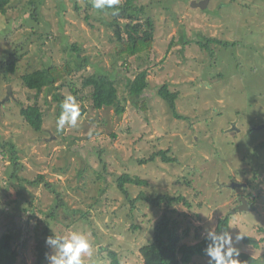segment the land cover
<instances>
[{"label":"rangeland","instance_id":"rangeland-1","mask_svg":"<svg viewBox=\"0 0 264 264\" xmlns=\"http://www.w3.org/2000/svg\"><path fill=\"white\" fill-rule=\"evenodd\" d=\"M29 1L10 0L7 12L0 14V59L13 43L26 40L10 84L0 80V142L15 146L19 179L31 182L42 175L60 193L64 207L50 232L87 233L97 264H111L114 254L119 264H143L139 250L151 241L163 214L178 221L181 236L188 232L181 242L186 245L229 216L230 233L259 244L255 249L243 238L236 244L240 254L264 264V231H259L264 230V128L255 129L264 126V0H208L203 10L191 6L203 0H140L154 22V43L143 61L129 59L127 72H118L123 59L116 57L111 29L96 16L89 20L92 27L84 21L85 0H76L80 13L74 0H33L39 8L36 29L24 23L29 13L22 12ZM197 34L229 47L212 46L211 57L194 43L182 45L184 37L193 42ZM72 45L78 51H71ZM77 56L87 59V68L72 70L54 92L36 95L21 85V76L42 67L43 61L54 66L69 61L74 69ZM143 69L148 88L137 100L140 107L127 98L120 116L112 108L94 110L89 89H82V79L96 72L117 71L133 79ZM72 84L79 91L82 120L78 127L58 132L61 109L52 94L63 100L72 94ZM162 85L179 94L176 111L185 120L175 119L157 96ZM34 105L43 113L40 131L20 115L22 108ZM159 150H168L176 162L157 158L139 164ZM7 157L0 147V237L16 232V264H35L34 228L54 205V196L43 184L11 181ZM124 173L147 182L126 186L129 199L116 185ZM256 173L262 178L254 179ZM237 182L247 187L229 190ZM141 193L183 197L189 207H152L138 200ZM239 196L249 202V210L233 212ZM206 262L195 257L191 264Z\"/></svg>","mask_w":264,"mask_h":264},{"label":"trees","instance_id":"trees-1","mask_svg":"<svg viewBox=\"0 0 264 264\" xmlns=\"http://www.w3.org/2000/svg\"><path fill=\"white\" fill-rule=\"evenodd\" d=\"M139 1L140 0H120V4L116 6L115 9L97 10L93 8L91 0H85L87 9L83 12L85 15L84 21L88 23L92 16H96L99 21H102V23L107 25L113 33L110 41L113 42L116 47V57L118 59H123L121 68L119 67L118 72H127L130 70L129 59L136 58L138 61H143V56L148 55L149 52L152 51L154 43V22L151 17L146 15L145 7L142 6ZM9 4L10 0H0L1 15L7 12ZM74 7L75 10L80 13V8L76 4V0H74ZM38 9L39 8L35 2L31 0L28 2L27 8L22 12L23 14L29 13V17L24 20V23L32 29H36L39 25ZM88 9L91 10L90 13H88ZM88 25L91 26L90 22ZM184 38L182 40V45L184 47L185 45L187 46L194 43L202 52L209 54L211 57L214 56L212 46L218 45L223 46L224 48L229 47L228 43L222 42L217 38H208L201 34H197V39L193 42ZM8 43L11 44L9 40ZM13 44L12 50L7 52L4 58L0 59V80H4L6 84H10L11 76L15 75L17 72L18 61L22 56V52H24L26 40ZM70 48L71 51H78L76 45H72L69 49ZM74 61V69L69 66V61L62 66L45 65V61H43L42 67L21 76V85L27 90L33 91L36 95H39L43 91L54 92L57 86L63 85L66 76L72 74V70L76 73L80 70L86 69L88 66L87 59L83 60L79 56H77ZM118 72H96L95 74L82 79V89H89V97L94 110L99 111L103 108H112L115 114L120 116L124 112V105L127 98L130 99V102L135 107H140V103H138L137 100L143 96L148 88L147 69L140 70L133 79L125 77L124 73L121 74ZM70 90L72 91V94L78 98L77 95L79 91L75 89L73 84ZM120 91L122 96H120ZM52 96L53 100L60 105L62 100H60L59 94L54 93ZM157 96L168 106L170 113L175 119H186L180 116L176 111L175 103L179 97L177 92H171L167 85H162L157 89ZM81 112H84V110H81ZM20 115L24 122L33 130H41L43 113L39 106L34 105L27 106L24 109L22 108L20 110ZM0 147L3 149L4 157L8 156L7 159H9L11 163L12 171L9 174V179L11 181L18 180L19 184L25 182L26 184L34 186L43 184V186L54 196V205L49 211L42 213L44 219L40 221L41 223L39 227L36 226L34 228V236L36 239V245L34 247V262L35 264H47L45 254L49 252V249L45 244V238L52 234L50 232L52 222L56 220L58 210L64 207L61 195L54 189L53 185L45 181L44 176L42 175H39L31 182L19 179L16 175L19 171V158L15 146L12 143L0 142ZM157 158L161 159L164 163L176 162V158L170 156L168 150H159L152 153L148 160H140L139 164L154 162ZM253 176L254 179L257 177L262 178L261 174L257 175V173ZM146 184V180L137 176H131L127 173H124L116 180L117 188L127 199H129V195L126 192V186H144ZM138 200L143 201L152 207H159L161 204L171 206L174 203H183L184 206L189 207V204L183 197L172 198L167 195L148 197L144 193H141ZM229 220V216L220 218L217 221L215 230H228ZM179 229L180 224L177 220L172 216H169L167 213L163 214L153 227L151 241L139 250V255L143 264H191L195 257L207 258L203 251L207 246V242L204 238H200L199 241L192 245L183 244L181 242L184 237L188 236V232L185 231L181 236ZM259 231L264 230L260 228ZM15 234L7 232L0 237V264L17 263L20 253L13 246ZM243 243L252 246L255 249L259 247L258 242L254 239L244 238ZM111 258V264H119L115 254L111 255ZM235 264H258V260L249 255L240 254L239 259Z\"/></svg>","mask_w":264,"mask_h":264},{"label":"clouds","instance_id":"clouds-1","mask_svg":"<svg viewBox=\"0 0 264 264\" xmlns=\"http://www.w3.org/2000/svg\"><path fill=\"white\" fill-rule=\"evenodd\" d=\"M94 9H115L120 0H91ZM60 114L56 119L57 131L67 128H76L82 120L81 105L77 98L66 95L60 102ZM203 238L207 242L204 255L206 264H235L240 256L236 247L244 236L240 233L233 235L228 230L216 231L213 228L205 229ZM45 244L50 249L45 254L47 264H97L93 256V243L88 234L73 230L67 235L51 234L45 238Z\"/></svg>","mask_w":264,"mask_h":264},{"label":"water","instance_id":"water-1","mask_svg":"<svg viewBox=\"0 0 264 264\" xmlns=\"http://www.w3.org/2000/svg\"><path fill=\"white\" fill-rule=\"evenodd\" d=\"M207 3H208V0H203L201 2H192L191 6L192 7H195V8H199L201 10L205 9L206 6H207ZM8 90V95L10 94L9 93V88L7 89ZM264 128V126H258L257 128H255L256 130H259V129H262ZM239 203H240V206H239V210L241 211V209H245V210H249V205L247 203V201L245 200V198H241L239 199ZM239 211V212H240Z\"/></svg>","mask_w":264,"mask_h":264},{"label":"flooded vegetation","instance_id":"flooded-vegetation-1","mask_svg":"<svg viewBox=\"0 0 264 264\" xmlns=\"http://www.w3.org/2000/svg\"><path fill=\"white\" fill-rule=\"evenodd\" d=\"M256 183H259L258 185H260V184H263V182L262 181H259L258 182V180H256ZM230 185V184H229ZM247 186H246V184H243V183H241V182H237L236 183V185H230L229 186V190H231V191H234V190H236V189H245ZM241 198H243V197H241V196H239L238 198H237V200H238V202H239V199H241ZM245 200H246V198H245ZM247 201V200H246ZM248 202V201H247ZM248 205H249V202H248ZM240 206V203H239V205L236 207V209L233 211V212H237L238 210V207ZM249 208H250V205H249Z\"/></svg>","mask_w":264,"mask_h":264}]
</instances>
